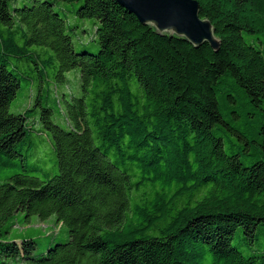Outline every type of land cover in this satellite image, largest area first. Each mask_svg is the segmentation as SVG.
<instances>
[{
    "label": "trees",
    "instance_id": "16d2710c",
    "mask_svg": "<svg viewBox=\"0 0 264 264\" xmlns=\"http://www.w3.org/2000/svg\"><path fill=\"white\" fill-rule=\"evenodd\" d=\"M8 1L0 0V167L20 157L27 170L16 146L38 106L58 171L0 176V264H264V251L245 255L231 243L237 228L250 241L264 225V114L239 130L221 111L235 102L226 82L263 109L264 55L242 32L264 33V0H197L216 50L160 33L115 0H62L97 20L96 52L74 48L54 0L13 13ZM77 66L80 94L58 99L67 128L40 95L23 113L9 111L22 80L42 82L51 69L64 80ZM218 126L246 144L247 130L260 158L226 152ZM18 211L55 215L68 238L34 255V239L5 237Z\"/></svg>",
    "mask_w": 264,
    "mask_h": 264
},
{
    "label": "rangeland",
    "instance_id": "374dc122",
    "mask_svg": "<svg viewBox=\"0 0 264 264\" xmlns=\"http://www.w3.org/2000/svg\"><path fill=\"white\" fill-rule=\"evenodd\" d=\"M32 1L33 0H9L8 7L13 13L16 7L30 4ZM79 4L80 2L54 0V9L58 10L66 19L67 31L72 37L74 48L76 50L87 48L96 52L99 48L95 39L97 20L94 18L77 17L74 11ZM242 35L247 43L260 49L264 55V33L242 32ZM57 64L58 62L55 61L54 67L52 68L53 70H56ZM52 69L49 71V78L42 82L39 81L38 77H35L31 82L22 80L16 96L9 105V111L11 113H23L32 105L36 96L40 95L43 101L42 104L51 108L52 120L60 126L67 128L65 121L66 107L63 102L59 104L58 99H61L62 94H66L70 97L80 94V69L77 66L64 72V80L52 77V75L55 74V71L52 72ZM226 85L229 88L228 91L233 94L235 102L230 103L229 106L226 105L224 108L221 107L224 118L235 129L242 130L245 125L248 129L253 130L255 124L261 118V115L264 114V105L262 110L253 107L251 104L247 103V98L243 95L242 89L233 88L229 82H226ZM230 107L236 111L237 117L229 113ZM39 110V107L35 106V113L28 112L27 137L21 144L16 146L22 153L27 154V170L23 172L22 168L17 166V161L20 157H16L12 159V164L0 167V176L12 175L20 172L42 179L45 173H48L50 176L57 173L58 168L55 150L52 146L48 131L42 128L38 120L37 114ZM250 113H253V115H250ZM218 132L222 137L226 152H238L241 154V159L248 163L250 159L260 158L258 147L253 141H250L253 135L248 134L247 130L244 132L248 140L247 144L225 126H218ZM3 159L4 158H0V161ZM8 223H11V225L5 236L6 239L10 241H20L27 238L34 239L36 246L33 253L36 256L45 253L49 246L57 242H63L68 238L67 227L62 223H57L55 215H50L45 219H40L37 215H30L27 218L24 211H18ZM243 237L241 228H237L231 239V243L243 254L248 255L253 252L264 251V225H261L260 228L255 231L252 240L249 241L247 238L244 240Z\"/></svg>",
    "mask_w": 264,
    "mask_h": 264
},
{
    "label": "water",
    "instance_id": "95a60500",
    "mask_svg": "<svg viewBox=\"0 0 264 264\" xmlns=\"http://www.w3.org/2000/svg\"><path fill=\"white\" fill-rule=\"evenodd\" d=\"M134 14L138 21L154 27L160 33L183 37L193 46L207 43L216 50L211 22L199 14L197 0H115Z\"/></svg>",
    "mask_w": 264,
    "mask_h": 264
}]
</instances>
